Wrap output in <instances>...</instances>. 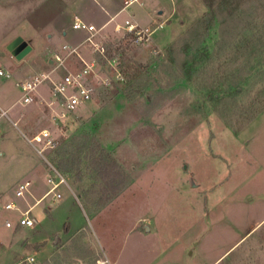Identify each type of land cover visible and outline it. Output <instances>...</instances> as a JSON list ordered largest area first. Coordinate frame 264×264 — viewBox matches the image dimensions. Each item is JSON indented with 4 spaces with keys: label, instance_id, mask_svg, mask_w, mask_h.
I'll return each instance as SVG.
<instances>
[{
    "label": "rangeland",
    "instance_id": "1",
    "mask_svg": "<svg viewBox=\"0 0 264 264\" xmlns=\"http://www.w3.org/2000/svg\"><path fill=\"white\" fill-rule=\"evenodd\" d=\"M111 1L113 11L119 1ZM99 2L0 0V38L11 29L32 46L22 60L0 47V68L12 75L0 77L10 118H0V223L19 224L8 201L32 207L25 248L33 257L46 248L35 256H51L44 264H264V0H221L214 15L205 0H145L115 21ZM78 14L103 28L96 39L113 58L97 61L115 87L95 80V100L63 116L46 81L24 105L16 82L49 73L55 52L84 41L61 33ZM126 19L153 33L116 31ZM79 50L93 57L89 43ZM66 62L82 67L73 56ZM44 129L56 145L40 154L42 144L29 139ZM66 144L70 158H81L72 173L54 160ZM103 152L127 183L109 202L119 186L106 189L94 164ZM52 166L66 182L45 196L48 178L57 179ZM25 181L31 186L17 197Z\"/></svg>",
    "mask_w": 264,
    "mask_h": 264
},
{
    "label": "built area",
    "instance_id": "2",
    "mask_svg": "<svg viewBox=\"0 0 264 264\" xmlns=\"http://www.w3.org/2000/svg\"><path fill=\"white\" fill-rule=\"evenodd\" d=\"M145 0H126L124 9H127L129 6L133 4H142ZM111 21H115L113 18ZM72 29L80 34H84L86 37L81 44L71 45L65 44L62 46L61 52H55L52 57V66L49 73L41 72L37 76H34L29 79H23L16 82L18 88L22 91V101L24 105H28L34 101L37 89L43 83L48 81L51 85L52 94L57 98V104L61 107V113L63 116L66 113H70L76 111L80 106L94 101L95 100V80L101 82L109 89L115 87V79L113 77L108 76L105 71H102L99 68V64L97 59L107 58V49L105 44L99 42L96 38L100 31L103 28H97L96 25L90 24L83 20L80 17H76L75 21L72 24ZM116 31L124 30L125 35H130L135 38H143L144 36H149L153 32L147 28H141L137 22H134L133 19H126L124 25L117 23ZM89 43L92 49V58L91 60H87L82 56L80 52V47ZM76 57L79 63L82 64L81 68L72 67L67 68V59L70 57ZM96 56V57H95ZM110 62V61H109ZM64 67L67 69V72L61 77L59 80H54L51 76L57 71V69ZM110 69L114 71L115 78L117 81H123L124 77L119 72L118 68L115 65L110 66ZM5 76L7 78L12 75L4 70L0 69V77ZM55 102H51L52 106ZM0 118H6L10 120L9 115L6 111L0 108ZM1 127V124H0ZM29 142L33 145L34 143L42 144V151H39L42 154L43 150L46 148L53 149L56 145V141L53 138L52 134L48 129H44L39 134L33 136V138L29 139ZM54 171L56 172L57 179L55 177H49L47 182L50 185V190L46 193L45 196L55 192L63 183H65V178L62 174L52 166ZM31 186L30 181H25L17 184V188L15 191V195L17 197H24L25 192L28 191ZM57 198H60V194H57ZM5 209L7 211H17L20 212L21 218L19 220L20 226L25 227H34L36 225V221L33 217H31L32 208H28L25 211H21V208L16 205L13 200L8 201L5 204ZM12 228L13 224L10 220H5L0 223V228ZM3 250L2 242L0 241V254ZM27 264H35L36 260L33 256H29L26 258ZM104 264V261H102Z\"/></svg>",
    "mask_w": 264,
    "mask_h": 264
},
{
    "label": "crops",
    "instance_id": "3",
    "mask_svg": "<svg viewBox=\"0 0 264 264\" xmlns=\"http://www.w3.org/2000/svg\"><path fill=\"white\" fill-rule=\"evenodd\" d=\"M99 4L100 7L102 9V11H104L106 13V15H108V19L111 20V18H115L116 20L119 18L120 14L123 13L126 9L123 8V5L125 4L126 0H118L119 2V7H114L117 8L115 10H111L109 9V7L111 8V6H113V3L111 0H99ZM26 17H28V12L25 14ZM75 16V15H74ZM78 17H85L83 15L78 14ZM10 34L7 36L6 34L4 35V38H0V47L1 45H7L14 39L16 38V36H13V30H9L8 31ZM61 33H63V35L65 36L67 43L71 42V43H75V41H73L72 36H83V34L77 33L75 32L72 28L71 29H66L63 28L61 29ZM18 36V35H17ZM51 38H53V35L49 37L48 35V39L50 40ZM84 46V45H83ZM82 46V47H83ZM51 55V54H50ZM49 62L52 64V60L51 58L49 59ZM1 63V61H0ZM1 70H4L2 67L0 68ZM20 75V74H19ZM41 97H43V95L40 93ZM45 99V98H44ZM32 208V207H31ZM16 227V230H14ZM24 227L25 226H20L19 224H15L13 226V228H4L5 230L0 232V241L2 242L3 245V250L0 254V260L3 259L4 261H7L8 263L5 264H27L26 263V258L29 256H33L31 255L32 253H28V252H32L33 250H29L25 247L30 246V244L27 242L28 239H26V235L27 238L28 234H26V232H24ZM39 250L37 255H39V253L41 252L42 254H45L47 249L46 248H41V249H37ZM23 251L25 253H23ZM35 255V256H37ZM34 256V257H35ZM51 256H49L48 254L45 255L43 261H38V258H36V263L35 264H44L46 261H48L50 259Z\"/></svg>",
    "mask_w": 264,
    "mask_h": 264
},
{
    "label": "trees",
    "instance_id": "4",
    "mask_svg": "<svg viewBox=\"0 0 264 264\" xmlns=\"http://www.w3.org/2000/svg\"><path fill=\"white\" fill-rule=\"evenodd\" d=\"M228 1V0H226ZM221 2V0H205L206 6L208 7L209 12L214 15L215 11L218 9L217 4H219ZM213 24L209 25L208 29H212ZM206 40V39H205ZM201 45H204V40L202 42ZM111 58H113L112 56L108 57V60H110ZM101 60L107 61L106 58H102ZM71 146L70 144H66L64 146H62L61 148H58L55 152L56 157L54 158V160L57 162V164L59 165V167L61 169H63V171L65 173H72L73 172V167L72 164H76L78 163V165L80 164V157H72L70 158V152H71ZM94 164H96L97 166H100V168L102 167L104 170V177H105V181H106V189L111 188H119L116 189L115 191H113V194L111 196H109L108 198V202L113 200L115 197H117L119 195V193L126 188L127 183L122 182L123 179H121V177L123 178L124 176L122 175L121 171L122 169H120V167L117 165L116 161L110 156L109 153L107 152H103L99 158H96L94 160ZM108 190H105L104 193L107 194Z\"/></svg>",
    "mask_w": 264,
    "mask_h": 264
},
{
    "label": "water",
    "instance_id": "5",
    "mask_svg": "<svg viewBox=\"0 0 264 264\" xmlns=\"http://www.w3.org/2000/svg\"><path fill=\"white\" fill-rule=\"evenodd\" d=\"M7 50L17 60H22L26 55H28L31 52L32 46L22 36H17L7 45Z\"/></svg>",
    "mask_w": 264,
    "mask_h": 264
},
{
    "label": "bare ground",
    "instance_id": "6",
    "mask_svg": "<svg viewBox=\"0 0 264 264\" xmlns=\"http://www.w3.org/2000/svg\"><path fill=\"white\" fill-rule=\"evenodd\" d=\"M98 264H103V262L102 261H99Z\"/></svg>",
    "mask_w": 264,
    "mask_h": 264
}]
</instances>
